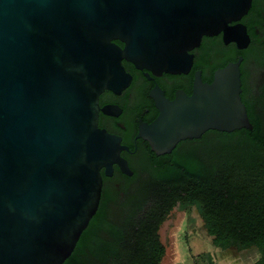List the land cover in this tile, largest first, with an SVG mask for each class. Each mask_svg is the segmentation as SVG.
Returning <instances> with one entry per match:
<instances>
[{"label": "water", "instance_id": "1", "mask_svg": "<svg viewBox=\"0 0 264 264\" xmlns=\"http://www.w3.org/2000/svg\"><path fill=\"white\" fill-rule=\"evenodd\" d=\"M250 0H0V264H63L98 210L119 137L99 126V96L130 82L123 59L155 74L187 71L189 50L223 30L239 42ZM120 39L124 47L114 40ZM240 59L197 77L139 135L157 154L210 128H253ZM198 211V210H197Z\"/></svg>", "mask_w": 264, "mask_h": 264}, {"label": "trees", "instance_id": "2", "mask_svg": "<svg viewBox=\"0 0 264 264\" xmlns=\"http://www.w3.org/2000/svg\"><path fill=\"white\" fill-rule=\"evenodd\" d=\"M251 121V129L221 132L207 155L180 147L157 155L146 175L128 178L124 196L106 190L63 264H162L159 230L177 205L198 210L214 246L256 250L249 264H264V123Z\"/></svg>", "mask_w": 264, "mask_h": 264}, {"label": "flooded vegetation", "instance_id": "3", "mask_svg": "<svg viewBox=\"0 0 264 264\" xmlns=\"http://www.w3.org/2000/svg\"><path fill=\"white\" fill-rule=\"evenodd\" d=\"M228 25H240L244 28L245 37L242 41L227 40L223 30L216 34L204 35L200 43L189 50L192 63L184 72L155 74L123 59L125 70L130 74V82L120 91L105 89L100 94L98 123L110 134L119 137L123 146L120 155L127 159L133 173L123 172L120 165L114 163L112 174L107 175L103 167L101 198L106 190L112 189H118L121 196H124L122 188L127 184L128 178L146 175L155 157L162 155L153 151L149 141L139 135L141 126L153 122L160 112L151 96L155 87L160 88L169 99H174L179 90L191 95L197 77L205 83H212L220 68L240 59L241 99L250 121L255 119L264 123V0H250L247 11L240 18L230 21ZM114 41L121 47L125 45L120 39ZM221 132L223 131L210 128L199 137L181 140L172 151L180 147L184 151L192 149L207 155L217 149ZM112 204H115V199L110 197L108 206L112 208ZM176 207L186 211L178 205ZM195 211L199 215L198 211ZM163 224L159 230L160 235Z\"/></svg>", "mask_w": 264, "mask_h": 264}, {"label": "rangeland", "instance_id": "4", "mask_svg": "<svg viewBox=\"0 0 264 264\" xmlns=\"http://www.w3.org/2000/svg\"><path fill=\"white\" fill-rule=\"evenodd\" d=\"M238 157L233 155V159ZM195 210L187 212L176 207L163 224L161 236L167 251L162 264H249L258 257L256 250L240 252L214 246Z\"/></svg>", "mask_w": 264, "mask_h": 264}]
</instances>
